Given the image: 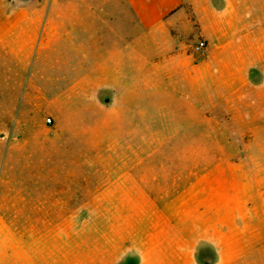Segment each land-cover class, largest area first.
Segmentation results:
<instances>
[{"label": "rangeland", "instance_id": "obj_1", "mask_svg": "<svg viewBox=\"0 0 264 264\" xmlns=\"http://www.w3.org/2000/svg\"><path fill=\"white\" fill-rule=\"evenodd\" d=\"M33 19L22 43H0V264H140L152 230L197 225L202 264L219 258L210 231L236 232L239 247L250 232L252 246L263 245L264 65L248 72L220 125H194L170 110L169 86L148 87L154 55L139 80L125 64L122 105L105 42L93 41L92 61L70 63L63 34ZM173 36L183 53L203 58L192 52L199 37ZM105 65L107 92L98 85ZM183 209L204 221L181 222Z\"/></svg>", "mask_w": 264, "mask_h": 264}, {"label": "crops", "instance_id": "obj_2", "mask_svg": "<svg viewBox=\"0 0 264 264\" xmlns=\"http://www.w3.org/2000/svg\"><path fill=\"white\" fill-rule=\"evenodd\" d=\"M253 5L259 10L254 12ZM188 9L196 20L195 29ZM36 14L43 18L42 31L51 32L56 38L58 33L63 34L70 63L92 61L89 49L93 41L99 37L101 44L105 42L103 64L113 65L109 70L115 71L117 100L122 105L126 97L124 89L119 90L118 86L128 80L123 72L125 64H131L134 78L139 80L140 64L154 55L158 60L147 71L148 87L158 92L163 84L169 86L166 95L170 110L179 111L185 121L194 125H220L222 112L228 114L235 109V94L244 93L249 85L248 72L261 70L264 65L262 0H51L45 9L32 8L26 1L0 0V43L9 46L26 40L27 31L37 24L33 19ZM173 33L180 38L196 35L204 40L205 56L196 60L183 53ZM108 67H100L98 85L105 92L109 85ZM83 84L91 91V83ZM135 198H139V192ZM183 211L178 217L181 222L197 225L204 221L199 214ZM197 227L190 232L152 230L147 238L148 247L136 253L140 264H202ZM210 232L215 233L210 239H217L219 255L212 264H264V242L252 246V233H243L250 242L239 247L231 241L236 232H223V237Z\"/></svg>", "mask_w": 264, "mask_h": 264}, {"label": "built area", "instance_id": "obj_3", "mask_svg": "<svg viewBox=\"0 0 264 264\" xmlns=\"http://www.w3.org/2000/svg\"><path fill=\"white\" fill-rule=\"evenodd\" d=\"M207 45L204 40L199 38L196 44L193 46L192 52L198 57H204L206 54Z\"/></svg>", "mask_w": 264, "mask_h": 264}]
</instances>
